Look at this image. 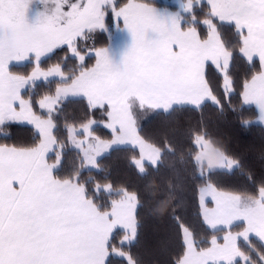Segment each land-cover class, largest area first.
Segmentation results:
<instances>
[{
  "label": "snow or ice",
  "instance_id": "snow-or-ice-1",
  "mask_svg": "<svg viewBox=\"0 0 264 264\" xmlns=\"http://www.w3.org/2000/svg\"><path fill=\"white\" fill-rule=\"evenodd\" d=\"M110 14L114 33L105 23ZM97 31L109 33L107 47H89ZM237 56L254 69L241 86L243 104L258 110L255 121L241 117V126H264V0H181L176 11L147 0H0V131L19 123L35 133L30 146L0 144V264H113V256L140 264L131 249L147 200L114 186L103 160L130 146L139 149L132 164L141 177H150L149 168L159 172L174 146L142 137L141 119L186 108L202 113L209 103L222 111L208 70L221 74V94H231ZM25 62L30 72L14 70ZM41 86L48 91L37 96ZM72 102L85 105L79 119L65 115ZM101 125L109 138L97 135ZM190 144L211 239L199 240L179 214L178 185L151 188L159 193L152 213L177 226L173 264H264V184L255 193L223 190L213 177L243 171V159L203 124Z\"/></svg>",
  "mask_w": 264,
  "mask_h": 264
},
{
  "label": "trees",
  "instance_id": "trees-1",
  "mask_svg": "<svg viewBox=\"0 0 264 264\" xmlns=\"http://www.w3.org/2000/svg\"><path fill=\"white\" fill-rule=\"evenodd\" d=\"M145 2V0H138ZM124 4L127 0H118ZM155 6H165L173 11L178 7L160 0H147ZM207 7L203 13H207ZM203 19V16L200 17ZM106 25H111L115 32V20L111 14L105 19ZM123 24L120 22V27ZM200 31L206 33V26L201 25ZM221 31L234 45L238 44L235 30L227 24L221 25ZM109 44V33L97 31L94 40L89 42V47H107ZM54 56L42 62V67H50L62 58ZM88 66L95 64L94 58H86ZM72 63L68 67H72ZM258 68V63L256 64ZM15 71L24 74L30 72L32 67L27 62L17 65ZM250 65L243 57L237 56L231 68L235 88L231 94L222 95L221 74L209 68V77L218 98L222 100L223 110L209 103L203 112L193 109H182L169 114H150L140 121V134L146 140L157 146L163 147L165 142H171L174 152L165 157V163L159 172L152 171L150 177H141L138 170L132 164V158L138 157L139 150L131 147H122L120 150L110 153L103 160V167L107 169L106 175L110 176L111 182L116 187H128L140 191L147 200L144 209L140 210L139 238L132 246V254L140 261V264H173L179 252L176 242L177 226L170 217L163 218L152 213L155 201L159 193H152L151 188L162 187L169 183L179 186V208L178 212L184 221L191 226L199 240H210L211 230L202 220L199 203V188L202 182L192 170L191 155L193 149L190 144L192 135L201 127L206 125L207 132L221 143L224 148L239 155L244 162L243 171L223 172L213 177V182L223 190H242L255 193L264 184V126L254 124L249 128L241 126L242 119L255 121L257 109L253 106L243 104L241 86L245 79L250 78ZM48 91L47 86H41L36 90V95ZM85 105L82 102H72L65 106V115L71 120L72 117L81 118ZM39 111V109H37ZM96 118L101 120L103 113H96ZM59 136H64L63 123L61 122ZM97 135L109 138V131L102 125L97 129ZM35 142V133L32 126L14 123L0 131V144L30 146ZM71 160V157L69 158ZM95 175H98L95 173ZM222 236L223 233H219ZM119 239V237L117 238ZM113 264H126L120 258L112 257Z\"/></svg>",
  "mask_w": 264,
  "mask_h": 264
},
{
  "label": "rangeland",
  "instance_id": "rangeland-1",
  "mask_svg": "<svg viewBox=\"0 0 264 264\" xmlns=\"http://www.w3.org/2000/svg\"><path fill=\"white\" fill-rule=\"evenodd\" d=\"M160 1L169 2V3H171V4H173V5L177 6V7H179V4L181 3V0H160ZM115 23H116V21H115ZM22 64H24V63H22ZM25 125H28V124H25ZM29 126H31V125H29Z\"/></svg>",
  "mask_w": 264,
  "mask_h": 264
},
{
  "label": "crops",
  "instance_id": "crops-1",
  "mask_svg": "<svg viewBox=\"0 0 264 264\" xmlns=\"http://www.w3.org/2000/svg\"><path fill=\"white\" fill-rule=\"evenodd\" d=\"M138 2H140V1H138ZM178 10H179V7H178ZM123 27V26H122ZM247 106H253V107H255L254 105H247ZM258 111V110H257ZM122 147H130V146H122ZM136 149H138V148H136ZM139 150V149H138ZM209 207H211V206H213V205H211L210 203H209V205H208ZM201 208V207H200ZM201 212H202V210H201ZM118 258V257H117Z\"/></svg>",
  "mask_w": 264,
  "mask_h": 264
}]
</instances>
